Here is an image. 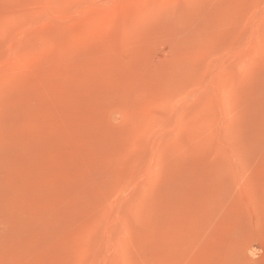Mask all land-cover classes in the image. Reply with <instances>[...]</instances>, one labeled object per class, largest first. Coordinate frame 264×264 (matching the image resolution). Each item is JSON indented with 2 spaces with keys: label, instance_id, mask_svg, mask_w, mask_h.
Here are the masks:
<instances>
[{
  "label": "rangeland",
  "instance_id": "rangeland-1",
  "mask_svg": "<svg viewBox=\"0 0 264 264\" xmlns=\"http://www.w3.org/2000/svg\"><path fill=\"white\" fill-rule=\"evenodd\" d=\"M0 264H264V0H0Z\"/></svg>",
  "mask_w": 264,
  "mask_h": 264
}]
</instances>
